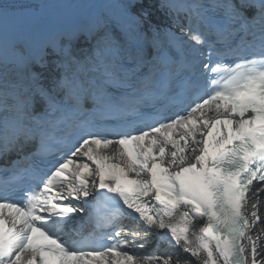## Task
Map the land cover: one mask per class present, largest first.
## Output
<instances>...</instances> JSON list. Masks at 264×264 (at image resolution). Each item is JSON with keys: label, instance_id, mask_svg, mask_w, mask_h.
I'll use <instances>...</instances> for the list:
<instances>
[{"label": "snow or ice", "instance_id": "1", "mask_svg": "<svg viewBox=\"0 0 264 264\" xmlns=\"http://www.w3.org/2000/svg\"><path fill=\"white\" fill-rule=\"evenodd\" d=\"M34 7L0 2V264H172L130 252L147 233L126 218L200 264H264L259 198L248 211L264 184V0H163L189 20L179 37L121 0L40 40ZM101 200L99 234L78 238Z\"/></svg>", "mask_w": 264, "mask_h": 264}, {"label": "bare ground", "instance_id": "2", "mask_svg": "<svg viewBox=\"0 0 264 264\" xmlns=\"http://www.w3.org/2000/svg\"><path fill=\"white\" fill-rule=\"evenodd\" d=\"M174 264H195V263H192V262H181V261H177L175 262Z\"/></svg>", "mask_w": 264, "mask_h": 264}]
</instances>
